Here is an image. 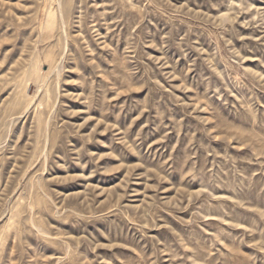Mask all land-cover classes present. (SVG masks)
Listing matches in <instances>:
<instances>
[{"label":"rangeland","instance_id":"obj_1","mask_svg":"<svg viewBox=\"0 0 264 264\" xmlns=\"http://www.w3.org/2000/svg\"><path fill=\"white\" fill-rule=\"evenodd\" d=\"M0 264H264V0H0Z\"/></svg>","mask_w":264,"mask_h":264}]
</instances>
